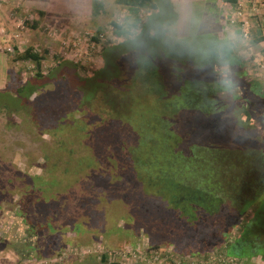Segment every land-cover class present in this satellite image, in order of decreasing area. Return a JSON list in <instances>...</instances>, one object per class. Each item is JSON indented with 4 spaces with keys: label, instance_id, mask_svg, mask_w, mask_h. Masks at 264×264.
Segmentation results:
<instances>
[{
    "label": "rangeland",
    "instance_id": "rangeland-1",
    "mask_svg": "<svg viewBox=\"0 0 264 264\" xmlns=\"http://www.w3.org/2000/svg\"><path fill=\"white\" fill-rule=\"evenodd\" d=\"M151 1L155 4L150 10L151 16L159 17L161 23L167 22V25H161L164 30L179 37L180 33L174 31L179 30L181 23L177 24L175 14L169 11L167 0ZM206 1L189 0L195 12L182 30L183 38L201 33L198 32L200 27L195 24L206 18L203 17L206 7L201 10L198 7L205 6ZM81 3L82 9H89L86 22H63L51 17L47 18L48 23L37 25L23 20L24 28L17 46L9 51L4 49L11 56L7 54V64L3 68L0 66V229L4 230L0 231V252H3L0 253V264H14L16 259H8L12 255L10 252L18 253V260H25L29 252L47 254L50 250L47 246L52 242H55L52 245L54 252H72L63 247L66 241L70 244L75 240L92 239L94 247L109 252H124L126 249L135 252L136 256L141 253V263L137 257L133 261L121 260L116 254L102 262L96 255H87L81 257V261L66 263L114 264L116 261L115 264H167V254L171 252L172 258L177 257L174 262L181 261L179 256L184 255L193 260H207L206 264H264L259 256H251L245 263L234 257L233 260H226L223 256H220L224 260L222 263L215 261L225 241H231L237 234L234 228L230 229L226 240H222L211 233L219 228L220 234H223L224 224L230 218L225 210L216 214V221L211 223L206 221L207 217L196 212L195 217L188 221L171 209L160 195H154L155 190L144 188V184L134 178L131 170L115 173L100 170L99 164L86 170H80L79 164L75 168L71 167L72 161L79 156L72 143L75 142L77 147L84 146V140L79 135H73L79 127L82 129L80 124H88L86 134L92 135L93 139L85 142L87 146L94 142L91 145L99 148L91 146V149L96 152L101 147L97 143L107 149L106 141L110 137L112 140L117 137L115 130L123 141L128 142L130 133L125 118L120 114L136 101V95L141 96V84L130 82L132 70L129 62L131 53L141 49V26L140 29L130 27L126 35H116L119 38H110L109 32L114 34L111 22H119L126 28L127 23L133 21V14L119 9L114 0H81ZM218 4V15H222L216 27L219 37L224 34L227 36L226 29L235 32L231 29L236 26L241 32L242 29L260 26L264 36V0H223ZM147 10L138 12L139 25L141 19L146 17ZM171 18H174L173 22H170ZM59 21L62 24H56ZM228 21L235 22L234 26H229ZM64 23L69 26H63ZM44 27L66 29L73 33L88 30L105 34L110 39L74 63L59 56L58 42L48 39ZM233 33L229 37L232 42H236L235 46L238 45V54L246 64L248 78L260 82L264 89V38L256 45L248 46V34L240 38L238 33ZM27 47L43 55L38 68L31 61L17 59V54ZM81 50L84 51V48ZM105 57L110 60L108 64ZM105 64L110 69L112 66L117 68L113 73L114 79L103 80L91 88L92 81L101 80L98 74ZM127 78L124 84L115 83ZM20 84H24V90L19 93L16 89ZM124 90L135 95L124 102L125 105L114 96L115 92ZM111 97L113 101L109 100V103ZM70 135H73V139ZM68 142L72 143L63 145ZM69 158L73 159L69 161ZM52 161L56 162L55 165H50ZM52 169L57 170L59 177H55L54 180L58 181L49 187L51 191L54 190L55 203L45 204L39 199L40 193L33 188L34 205L28 203V211L16 215L18 207L13 204L23 187V176L29 180L38 174L47 179L46 174ZM9 216H14L17 221L18 227H14V232L7 231L11 226ZM25 218L33 223L27 224ZM213 224L215 229L211 230ZM51 227L53 231H50ZM51 236L54 238L49 241ZM125 241L129 245L123 248L122 243ZM200 241L206 244L204 248L197 247ZM138 245L140 251H137Z\"/></svg>",
    "mask_w": 264,
    "mask_h": 264
},
{
    "label": "trees",
    "instance_id": "trees-1",
    "mask_svg": "<svg viewBox=\"0 0 264 264\" xmlns=\"http://www.w3.org/2000/svg\"><path fill=\"white\" fill-rule=\"evenodd\" d=\"M114 2L128 9L134 17L126 28L112 21L115 35H126L130 27L140 29L141 26V49L132 52L129 59L132 70L130 82L141 84V96L136 95V101L120 114L125 118L131 139L123 141L115 130L117 137L113 140L110 137L106 141L107 149L97 143L101 147L96 152L91 149L94 142L86 145L93 137L86 134L89 126L82 122V129L79 127L73 135H79L84 140V146L77 147L75 142L63 143L65 146L72 143L78 150L79 156L72 161L71 167L79 164L80 170H86L99 164L100 170L115 173L131 170L144 188L155 190L154 195H160L171 209L186 220L195 217L196 212L207 217L206 221L211 223L216 221V214L225 210L230 217L226 220L229 226L225 223L223 234H220V229H215L213 224L210 229L215 230L211 233L222 240H226L230 229L234 228L237 234L231 241H225L221 254L243 263L251 256H259L264 262L263 87L260 82L248 78L246 64L238 54V45L235 46L236 42L231 40L228 61L237 87L228 90L222 85L220 74L223 66L215 58L206 57L205 41L227 38L225 34L222 37L214 32L194 34L187 39L169 37L161 26L165 22L161 23L159 17L151 16L150 10L155 7L151 0ZM144 9H148L146 17L141 19L139 25L138 12ZM234 23L228 21L229 26H234ZM231 30H236L242 38L239 26ZM225 32L231 36L234 31L226 29ZM248 36V46H254L264 38L260 26L250 27ZM105 53L108 54L107 51ZM42 58V54L32 51L30 47L17 54V59L31 61L36 68ZM105 59L108 64L110 60L108 57ZM116 71V67L110 69L105 64L98 74L101 80L92 81L91 88L103 80L112 79ZM127 81L128 78L115 83L120 85ZM24 84L18 85L16 90L19 93L24 90ZM114 96L125 105L124 102L135 95L124 90L115 92ZM109 100L112 102L113 98ZM73 135L69 137L73 139ZM55 163L52 161L50 165ZM57 174V170L52 169L46 174L47 179L38 174L29 180L24 176L19 198L15 205L12 203L18 207L16 215L27 212L28 203L34 205L33 188L40 193L39 199L45 204L55 203L54 190L50 188L58 181L54 180L55 177L59 178ZM25 221L27 224L33 223L26 218ZM50 231H53V227ZM53 238L51 236L48 240L52 241ZM92 241L75 240L70 243L73 246L66 241L63 247L94 246ZM53 243L48 244L50 250L44 253L45 257L55 251L52 249ZM167 255V264L177 258H172L171 252ZM39 257V254L33 256L34 259ZM184 257L179 256L180 259ZM107 259L106 255H101L99 262Z\"/></svg>",
    "mask_w": 264,
    "mask_h": 264
},
{
    "label": "crops",
    "instance_id": "crops-1",
    "mask_svg": "<svg viewBox=\"0 0 264 264\" xmlns=\"http://www.w3.org/2000/svg\"><path fill=\"white\" fill-rule=\"evenodd\" d=\"M219 1L223 0H207L204 4L205 6H198L200 7V10L203 9V7H206V10L203 12V17H206L205 20L202 22V20L200 19L198 23L195 24L196 26L200 27V31L198 32H217L216 27L218 26V19H220V17L222 16L221 14L220 17L218 15ZM81 7H83L81 0H0V23H2V25H0L1 68H3V66L7 64V54L9 55V57L11 56L10 53L4 52V49L7 48L9 51L10 48H15L19 42V39L21 38L20 34L23 32L22 28H24L22 25L23 20H28L33 24L43 25L45 23H48L47 18L55 17L59 18L61 21L69 20L71 23H83L87 21L86 14H88L89 9L84 10ZM117 7L121 10H124L122 6ZM167 7H169V11L175 14L177 24L179 22L181 23V27L179 28V30L176 29L174 33H180L179 37H182V30L185 29L187 21L190 15L195 12V9L193 6H190L189 0H187V3L183 5H178L176 0H167ZM126 12L130 13L128 10H126ZM210 17H213V19H211ZM61 21L57 22L56 24H62ZM167 24L168 23L165 22V25ZM63 26H69V24L64 23ZM201 27H203L202 30ZM165 33L167 34V36L175 38L174 35H171V32L167 33L165 30ZM1 78L2 74H0V79ZM70 248L74 247H68L66 249ZM10 253L12 255H9V260L16 259L14 264H22L21 260L23 259L18 260V257H20L18 256V253ZM29 253L30 254H28L27 258H25L27 261L23 262L25 264L31 263L40 258L52 257L60 252H52L51 256L49 257H45L46 255L41 253L42 255H40L38 259L33 258V256L39 254L38 252ZM81 259V256L76 255L75 252H69L64 261L58 264H67L66 262L71 263V261H81Z\"/></svg>",
    "mask_w": 264,
    "mask_h": 264
},
{
    "label": "built area",
    "instance_id": "built-area-1",
    "mask_svg": "<svg viewBox=\"0 0 264 264\" xmlns=\"http://www.w3.org/2000/svg\"><path fill=\"white\" fill-rule=\"evenodd\" d=\"M43 30L45 31V35L53 40H56L58 42V54L61 58L73 61L74 63H77V61H80L82 57L85 56L86 53L90 55V53L95 49L98 48L99 44L104 43L106 39L113 38H119L114 34H110L106 38L105 34L95 33L91 31H83V32H72L68 30H58L56 27L47 28L44 27ZM246 34H248V29L243 30L242 29V37H245ZM81 48H84V51L81 50ZM86 50L88 52H86ZM82 248H70L68 250H71L72 252H75L76 255H79L81 257H85L87 255H96L97 258H99L101 255H106L108 258L114 256L115 254L118 255L121 260H129L133 261L136 260V257L138 258L139 262L141 263V253H139L138 256H136L135 252H132L130 250H126L124 252H109L105 249L97 248L94 246L91 247H83ZM69 252H60L52 257L49 258H40L38 260H35L28 264H58L64 261V259L67 257ZM220 256H223L226 260L227 258L224 256V254L221 252L218 253V256L215 258V261L218 260L221 263L224 261L223 259H220ZM186 258V259H184ZM182 258L183 260L179 261L176 260L173 264H206L208 261H201V260H193V258L187 256ZM218 258V259H217ZM112 259V258H111ZM234 258H229V260H233ZM24 261H27L26 259L22 261V264ZM216 261V262H218Z\"/></svg>",
    "mask_w": 264,
    "mask_h": 264
},
{
    "label": "clouds",
    "instance_id": "clouds-1",
    "mask_svg": "<svg viewBox=\"0 0 264 264\" xmlns=\"http://www.w3.org/2000/svg\"><path fill=\"white\" fill-rule=\"evenodd\" d=\"M178 5L187 3V0H176ZM186 18V17H185ZM231 37L220 40L205 41V55L208 58H215L223 66L220 74V82L228 89L233 90L237 87L236 81L233 80L231 70L229 68L228 53L231 50Z\"/></svg>",
    "mask_w": 264,
    "mask_h": 264
},
{
    "label": "flooded vegetation",
    "instance_id": "flooded-vegetation-1",
    "mask_svg": "<svg viewBox=\"0 0 264 264\" xmlns=\"http://www.w3.org/2000/svg\"><path fill=\"white\" fill-rule=\"evenodd\" d=\"M211 19H213V17H210ZM219 23V22H218ZM225 25V21H223V23H222V26H224ZM210 32H212V31H208V32H201V33H195V34H204V33H210ZM214 33H217V32H214ZM193 36V35H192ZM177 38H183V37H177ZM25 176V175H24ZM23 176V177H24ZM24 185V184H23ZM10 218L9 219H11V222H10V228L7 230V231H9V232H14V227H18V225H17V221H16V218L14 217V216H9ZM190 220H192V219H189L188 221H190ZM1 224V223H0ZM9 227V226H8ZM0 231H2L1 229H0ZM4 231V230H3ZM2 231V232H3ZM17 231L19 232L20 231V229L19 228H17ZM141 234V233H140ZM12 235V234H11ZM23 240H24V237L22 238ZM96 241V240H95ZM129 245V242H123L122 243V247L123 248H125V247H127ZM141 245V244H140ZM140 245H138V250L137 251H140ZM206 246V244H204L203 242H199V246H197V247H199V248H204Z\"/></svg>",
    "mask_w": 264,
    "mask_h": 264
}]
</instances>
